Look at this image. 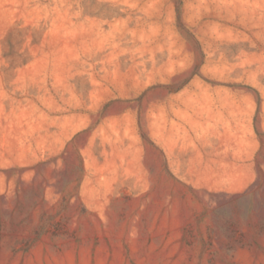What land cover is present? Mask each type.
<instances>
[{
    "label": "rangeland",
    "instance_id": "obj_1",
    "mask_svg": "<svg viewBox=\"0 0 264 264\" xmlns=\"http://www.w3.org/2000/svg\"><path fill=\"white\" fill-rule=\"evenodd\" d=\"M0 264H264V0H0Z\"/></svg>",
    "mask_w": 264,
    "mask_h": 264
}]
</instances>
